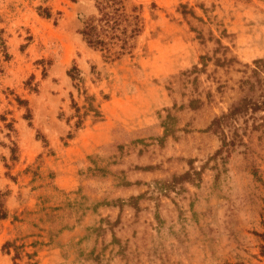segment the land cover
<instances>
[{"label":"rangeland","instance_id":"obj_1","mask_svg":"<svg viewBox=\"0 0 264 264\" xmlns=\"http://www.w3.org/2000/svg\"><path fill=\"white\" fill-rule=\"evenodd\" d=\"M134 6L100 51L93 0H0V264H264V109L215 123L257 99L264 0Z\"/></svg>","mask_w":264,"mask_h":264},{"label":"trees","instance_id":"obj_2","mask_svg":"<svg viewBox=\"0 0 264 264\" xmlns=\"http://www.w3.org/2000/svg\"><path fill=\"white\" fill-rule=\"evenodd\" d=\"M96 14L82 21L79 34L85 44L95 50H107L109 45L119 44V49L124 50L129 40L135 38L141 31V18L139 8H131V14L126 11L130 0H93ZM4 51V43L0 38V55ZM4 55L5 52H4ZM249 69V66L247 67ZM250 77L244 85H247L248 93L257 95V99L243 98L233 106L228 114L215 120L219 125L222 120L230 119L242 113H256L264 109V59L256 60L250 68ZM5 219V213L0 220Z\"/></svg>","mask_w":264,"mask_h":264}]
</instances>
